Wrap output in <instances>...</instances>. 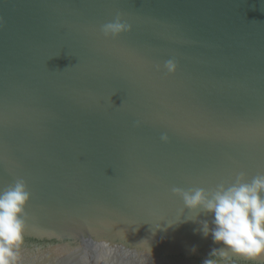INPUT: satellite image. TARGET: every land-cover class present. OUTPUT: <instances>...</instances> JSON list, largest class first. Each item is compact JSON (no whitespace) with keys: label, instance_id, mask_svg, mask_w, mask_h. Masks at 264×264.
Listing matches in <instances>:
<instances>
[{"label":"water","instance_id":"water-1","mask_svg":"<svg viewBox=\"0 0 264 264\" xmlns=\"http://www.w3.org/2000/svg\"><path fill=\"white\" fill-rule=\"evenodd\" d=\"M261 174L264 0H0V192L30 193L14 264H248L172 190Z\"/></svg>","mask_w":264,"mask_h":264},{"label":"clouds","instance_id":"clouds-1","mask_svg":"<svg viewBox=\"0 0 264 264\" xmlns=\"http://www.w3.org/2000/svg\"><path fill=\"white\" fill-rule=\"evenodd\" d=\"M131 26L116 18L101 28L107 36H117L130 31ZM169 73L177 71L175 60L165 62ZM167 141V136H162ZM173 193L182 198L184 208L193 213L210 214L211 227L207 220L201 221L200 233L209 234L215 243L223 245L248 264H264V174L245 181L238 176L236 181L225 186L220 184L209 192L203 188L182 190L174 188ZM30 203V193L22 179L0 192V264H14L16 249L24 239L25 222L23 216ZM194 218H188L195 221ZM195 251V248H193ZM217 251L213 249L214 253ZM205 264H208L205 261Z\"/></svg>","mask_w":264,"mask_h":264}]
</instances>
